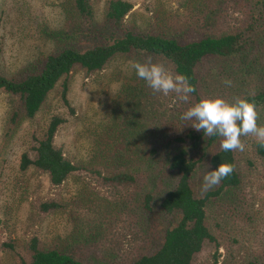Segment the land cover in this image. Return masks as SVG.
I'll list each match as a JSON object with an SVG mask.
<instances>
[{"label": "rangeland", "instance_id": "374dc122", "mask_svg": "<svg viewBox=\"0 0 264 264\" xmlns=\"http://www.w3.org/2000/svg\"><path fill=\"white\" fill-rule=\"evenodd\" d=\"M128 1L133 4L128 22L137 29L165 24L179 28L180 23L187 28L191 20L193 32L223 33L239 24L244 10L233 1L209 0L210 5L205 9L198 7L203 0ZM67 2L0 0L2 76H14L41 54L60 47L80 48L90 42L86 29L71 38L65 36L72 33V22L65 11ZM104 6V0H94L99 23ZM204 17L209 20L207 29L199 26ZM47 32L58 33L61 41L53 42L51 36H45ZM131 65V60L117 57L95 74L74 70L68 78L67 92L73 113L61 100L60 81L37 114L17 124L10 122L15 98L0 90V264H18L20 258L28 259L27 245L35 236L43 248L57 244L60 248L75 249L77 253L87 254L91 264H126L128 253L137 244L135 234L139 232L131 231L134 221L127 220L122 209L135 206L134 202L123 205L118 196L94 185L90 177L74 175L54 187L46 173L33 167L21 170L19 164L24 152L34 159L37 140L42 138L50 119L59 115L66 121L58 128L54 144L74 163L145 174L146 164L156 159L149 153L152 138L157 134H153L148 122H153L158 107L155 124L158 129L162 125L167 127L174 122L172 115L176 107L170 98L172 92L168 95L154 92L143 80L138 85ZM211 70L212 75L207 77L208 96L232 101L241 95V87L229 75V69L220 75L219 67ZM226 80L231 81L230 87L225 85ZM256 112L258 126L264 127V105L257 107ZM159 139L161 144L167 142L163 134H159ZM241 141L245 150H236V158L242 185L235 190L234 199L225 195L210 202L207 210L208 224L220 244L218 264H242L264 254V159L255 155L254 135L242 136ZM209 171L204 162L193 176L192 186L197 196L217 186L205 189L203 177ZM49 199L57 200L61 208L43 214L39 204ZM245 213L252 215V223ZM213 253V247L205 244L195 256L194 264H213ZM261 262L264 264V260Z\"/></svg>", "mask_w": 264, "mask_h": 264}, {"label": "trees", "instance_id": "16d2710c", "mask_svg": "<svg viewBox=\"0 0 264 264\" xmlns=\"http://www.w3.org/2000/svg\"><path fill=\"white\" fill-rule=\"evenodd\" d=\"M228 1L244 7L239 24L223 33H201L193 32L191 20L187 28L182 23L179 28L167 24L161 27L149 25L145 29L130 26L128 17L133 4L128 0H104L99 23L94 0H68L69 6H65V11L72 22V33L65 36L71 38L86 29L85 34L91 36L90 42L80 48L60 47L57 51L41 54L12 77L0 74V90L15 98L10 114L12 124L32 119L60 81L61 100L73 113L67 100L71 73L77 69L88 75L98 73L117 57H125L132 62L151 60L162 64L173 76L186 75L195 86L196 91L187 103L180 99V94H170L176 107L175 113L170 114H173L174 122L158 129L155 124L158 107L153 122H148L153 134H157L152 138L149 153L156 159L146 164L145 174L74 163L54 144L58 128L66 121L59 115L50 119L42 138L37 140V146L33 148L34 159L27 152L20 157L21 170L33 167L46 173L54 187L74 175L90 177L94 185L118 196L123 205L134 202L135 206L122 209L126 219L134 221L131 231L134 234L139 232L135 234L137 244L128 253L126 264H194L195 256L205 244L213 247L212 263L218 264L220 244L208 224L207 210L210 202L225 195L234 199L235 190L242 185L237 170V154L236 150L225 152L222 149V137L204 136L202 130H195L190 124L192 122L182 120L181 116L200 98L208 96L207 77L212 75L211 68L215 67H219V75L224 69H229V75L241 87L239 97L249 98L256 108L264 105V0H219L220 3ZM208 4L209 0H203L198 7L205 9ZM199 22L200 27L204 25L207 29L210 26L205 17ZM98 23L100 27L96 26ZM47 33L45 36H51L53 42L61 41L58 33ZM140 82L143 81L137 77V84ZM244 87L246 91L243 93ZM262 120L264 123V114ZM159 134L165 136L166 143L161 144ZM254 152L264 159V146L257 141ZM204 162L210 171L220 163L233 165L234 171L214 189L197 196L192 179ZM139 187L142 190H134ZM60 208L61 204L55 199L39 204L43 214ZM245 217L252 223V215L245 213ZM140 220L142 225H139ZM149 233L150 236L146 235ZM6 245L12 247L11 244ZM27 248L29 258H20L18 264H91L87 254L77 253L75 249L60 248L57 244L43 248L36 236L29 240ZM80 248L85 249L83 246ZM262 259L264 254H257L256 258L242 264H262Z\"/></svg>", "mask_w": 264, "mask_h": 264}, {"label": "clouds", "instance_id": "9594fccd", "mask_svg": "<svg viewBox=\"0 0 264 264\" xmlns=\"http://www.w3.org/2000/svg\"><path fill=\"white\" fill-rule=\"evenodd\" d=\"M131 66L137 77L145 81L154 92L164 95L176 92L180 94V99L187 103L190 95L196 91L186 75L173 76L162 64L149 60L145 63L132 62ZM224 83L231 86L230 80ZM181 119L192 122L190 123L192 127L197 131L202 130L204 136L222 137L221 146L225 152L233 150L243 152L245 145L241 137L249 134L254 135L258 144L264 146V127L258 126L255 104L247 97H237L232 101L221 96L202 97L182 114ZM233 171V165L220 163L204 175L205 189L218 185Z\"/></svg>", "mask_w": 264, "mask_h": 264}]
</instances>
